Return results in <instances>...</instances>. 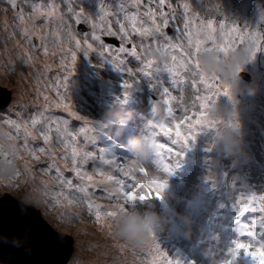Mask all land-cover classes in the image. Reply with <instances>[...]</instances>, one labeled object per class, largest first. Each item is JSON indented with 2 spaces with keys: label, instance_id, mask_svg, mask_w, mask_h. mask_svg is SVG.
I'll return each mask as SVG.
<instances>
[{
  "label": "rangeland",
  "instance_id": "obj_1",
  "mask_svg": "<svg viewBox=\"0 0 264 264\" xmlns=\"http://www.w3.org/2000/svg\"><path fill=\"white\" fill-rule=\"evenodd\" d=\"M184 2L185 0H169L171 7L166 6L169 12L175 9L176 14V19L166 29L170 35H176L174 28L177 27L181 33L184 31L181 23ZM17 3L25 14L23 23L17 19V9H13L8 0H0V91L6 89L12 93L11 102L0 109V128L6 129L10 134L6 141H0V204L3 201L11 206L22 207L23 203L32 205L42 213L54 231L72 236L75 251L68 264H165V257L173 264L175 261L178 264H225L226 260L232 259L230 249L234 246V241L250 243L252 251L264 243V238L260 237V232L264 230L258 226L253 227L258 214L246 213L241 217L243 223L256 231V239L240 237L235 223L237 213L233 208L236 199L241 196L264 195V52H258L240 73L244 85L256 88L255 95H241L234 104L237 113L235 122L239 125L243 140V154L229 156L221 153L215 136L214 129L219 126L216 123L213 129L202 133L200 126L196 125L194 131L198 136L182 150L178 159L173 157L172 166L176 169L171 170L170 174L147 167V164L158 167L156 153L142 164L148 172L166 180L167 188L162 198L156 199L154 191L137 186L133 191L148 193L149 200L134 202L128 208L139 211L152 209L172 217L168 228L156 236L163 255L154 256L143 251L153 241L143 248L129 247L113 234L111 218L102 215L98 221L88 212L86 204L75 201L69 203L65 195L71 190L59 183L55 171H40L51 163L47 152L37 153L39 161L34 159L30 153L22 150L24 128L17 132L5 121L14 119L23 124L38 117L45 111L44 96L53 105H61L50 108L45 115L67 121V127L76 135L77 142L94 154L95 160L83 167L93 176L89 183H96L101 177L93 169L99 167L108 171L124 167L135 160L127 150L125 140L151 136L157 143H164L166 148L175 147L171 145L168 136L162 133L156 135L160 117L153 109L158 105L159 112L164 110L162 96L165 90L178 100L183 95L184 102L189 106L185 113V108L180 103L173 102L176 122H181L185 114L189 118L181 123L180 130L184 134L187 133L188 123L201 119L199 112H204L208 117L211 105L207 110L201 109L199 101H196L197 107H190L196 100V95H206L207 90L199 84L192 87L191 81L181 86L174 84L173 78L166 72H156L144 77L138 71L143 66L140 61L120 54L126 61V69L133 71L134 75L130 77L124 67L118 69L109 59L99 55V44L91 39V25L84 22L76 24L68 12L71 6L77 11L83 9L85 14L94 17L103 7L113 13L109 19L114 24L116 19L123 22L124 13L121 8L128 13L136 11L133 0H27V3L17 0ZM190 3L199 19L206 22L211 18L218 31L219 24L223 23L230 29L241 26V32H256L264 37V0H231L230 4H226L227 0H190ZM49 4H55L59 9V14L64 16L76 38L81 41L82 48L83 41L87 39L96 51H89L85 55L82 50H76L74 44H65L66 49L76 51V61L62 66L60 59L63 53L51 44L47 56L43 54L37 36L32 37L35 47L27 44L26 38L21 34L25 27L42 25L37 29L38 36H46L56 27L55 23L46 21L33 12V5L47 7ZM146 7V0H142L140 11L143 12ZM113 31H117L115 25ZM97 34L101 35L105 44L114 49L121 45L118 38L99 31ZM51 39L49 36V40ZM133 39L139 42L140 38ZM183 43L186 44L187 41L184 40ZM53 52L56 55H52ZM24 53L32 55L34 59L27 61ZM180 53L181 50L177 49L176 54L179 56ZM167 59L170 61V57ZM45 65H50V69L46 71ZM185 79L187 81V75ZM125 81L132 86L125 89ZM6 96L0 92V105ZM218 99L220 104L229 102L227 96L221 95ZM63 105H67V109ZM112 106H120L131 112L132 118L122 125L106 124L103 116ZM76 116L81 119L77 120ZM84 121H88V127L92 129L88 134L91 136L89 141L85 140V134L80 133V129L86 127ZM171 128L170 135L175 138V123L171 124ZM28 131L32 133L29 137L31 146L47 148L42 137L30 125ZM52 143H56L55 134ZM56 151L59 155L55 160L65 178H72L73 184L78 183L75 173L70 170L69 162L61 158L65 149L57 145ZM167 159L168 155L165 153V162ZM103 161L109 163L104 164ZM135 175L137 179L141 178L140 173ZM130 182L135 183L134 180ZM91 191L96 193L93 197L95 203L106 207L108 201L100 198L99 189L93 188ZM61 192L65 195H56ZM56 200L59 203H55ZM259 204L257 202V206ZM177 213L191 217L190 236L183 234L185 229L175 218ZM234 264H254V261L241 250Z\"/></svg>",
  "mask_w": 264,
  "mask_h": 264
},
{
  "label": "snow or ice",
  "instance_id": "obj_2",
  "mask_svg": "<svg viewBox=\"0 0 264 264\" xmlns=\"http://www.w3.org/2000/svg\"><path fill=\"white\" fill-rule=\"evenodd\" d=\"M27 3V0H24ZM8 3L13 9H17V19L23 23L25 21V14L19 8L17 0H8ZM142 0H133V5L136 7L135 12L128 13L126 9L121 8L123 15V22L116 19L114 24L109 17L113 15L111 11L101 8L96 16L85 14L83 9L77 11L73 7L68 8L71 14V19H74L76 24L82 22L88 23L92 28V41L99 44V55L109 59L118 69L124 67L126 69V61L120 54H126L143 65L138 69L140 75L147 77L156 72H166L173 78V83L184 85L191 81V86L196 87L198 84L203 85L207 90L206 95H196V100L193 101L191 108H196V101H199V108L208 109L209 105L216 102L219 96H229V90L219 76H207L200 68L199 55L203 49H210L216 51L221 57H228L238 50L243 45H248L256 57L258 52H264V37L256 32H241L237 28L226 29L223 23L219 24V31L213 25V21L209 18L206 22L199 19L192 9L190 0H185L182 4L183 16L181 23L184 31L181 33L180 29L174 28L176 35H170L166 29L171 26V22L176 19L175 9L171 12L166 10L171 7L169 0H146L147 7L143 12L140 11ZM33 12L37 13L39 17L46 21L55 23L56 27L46 36H38L37 29L42 25L32 24V26L25 27L22 30V35L26 38V43L35 47L32 43V37L37 36L40 40V46L45 56L49 55V44L53 48H57L63 55L60 63L65 65L68 62L75 63L76 51L72 48H65L64 45L74 44L76 50H82L85 55L89 51H96L92 43L87 39L82 43L76 38L72 31L71 25L65 21L63 15L59 14V9L55 4H49L47 7L33 5ZM31 19V17H29ZM117 27V31H113V26ZM102 32L110 37L118 38L121 45L118 48H112L101 40V35L97 32ZM49 36L52 37L49 40ZM63 37V38H61ZM139 37V42L133 39ZM151 40V42H149ZM186 40L187 43H183ZM129 45L131 47H129ZM180 49L181 53L178 56L176 50ZM159 53L164 59H158ZM56 55L55 52L51 53ZM27 61H32L34 57L28 53H24ZM70 56V61H69ZM170 57V61L167 59ZM50 65H45V70H49ZM128 75L133 76L132 69H126ZM187 75V81L185 76ZM132 85L125 81L124 88L128 89ZM59 88V84L57 85ZM197 93L199 88L196 89ZM162 104L165 106V118L160 119L156 125V135L161 133L168 136L171 140V145L175 147H165L164 143H157L156 163L160 170L165 173H171V159L165 162V153L169 157L178 159L182 155V150L185 149L189 143L196 139L198 134L194 131L196 125L200 126V133L213 129L217 122L211 121L205 116L204 112H199L201 119H196L194 123L187 124V133L181 132V123L188 120L187 114L182 118L181 122L177 123L176 114L173 111V102L180 103L185 108V113L189 110V106L184 102V96L181 95L179 100L172 93L165 90L162 96ZM45 111L41 112L38 117H33L29 122L23 124L18 123L14 119L6 120L5 123L14 128L17 132L24 128V143L22 150L30 153V155L39 161L37 153H46L51 163L40 169L41 172L51 173L55 171L56 178L59 183L71 190L67 195L64 193H56V195H65L69 199V203L78 202L87 205L88 212L93 214L99 221L103 215L106 218L114 220L116 216L125 211L128 205L134 202H144L149 200L148 193L140 194L133 190L139 186L141 189H149L155 192V198H162L164 190L167 188V181L161 179L148 172L142 164L135 160L129 162L124 167L112 168L104 171L101 168H95L92 171L98 174L101 179L96 183H89L93 180V176L89 171L84 170V165L90 161L95 160L92 152L85 149L84 146L77 142L76 135L69 131L67 121H62L58 117L45 115L52 107H60L61 105H53L52 101L44 96ZM67 109V105H63ZM154 112L159 113L158 105L153 109ZM77 120L81 119L79 116L75 117ZM169 118H171L169 120ZM175 123V138H172L170 132L172 131L171 124ZM86 127L80 129L81 134H85V140L89 141L91 136V127H88L89 122L84 121ZM34 129L43 139V144L47 146L35 147L29 144V137L32 133L28 131V127ZM39 126V127H38ZM199 133V134H200ZM53 134H55L56 143L53 144ZM33 139L35 137H32ZM57 145L65 149L64 155L61 157L69 162L70 170L75 173L78 183L73 184L72 178H65L61 168L57 165L55 157L59 155L56 151ZM108 164V161H103ZM136 173L141 174V178H136ZM125 177V178H121ZM134 180L135 183L130 181ZM97 188L100 192V198L106 199L108 204L106 207H101L100 204L95 203L93 197L96 193L91 189ZM51 199V194L49 195ZM122 202V203H121ZM257 202H260L257 206ZM55 203H59L56 200ZM234 210L237 215L235 223L240 237H250L256 239V231L250 229L248 224L242 222L241 217L246 213L258 214V218L253 221V227L258 226L259 229L264 230V195L250 194L241 196L236 199ZM260 237L264 238V231L260 232ZM160 245L156 238H153V244L143 251H148L154 256H162ZM250 243H243L241 240L234 241V246L230 249L231 260H226L225 264H234L235 258L239 255L241 250L250 257H252L254 264H264V243L255 251L251 250ZM135 251V249H133ZM165 264H173L172 261L165 257ZM175 264H178L175 261Z\"/></svg>",
  "mask_w": 264,
  "mask_h": 264
},
{
  "label": "clouds",
  "instance_id": "obj_3",
  "mask_svg": "<svg viewBox=\"0 0 264 264\" xmlns=\"http://www.w3.org/2000/svg\"><path fill=\"white\" fill-rule=\"evenodd\" d=\"M155 55L158 59H164L160 54ZM253 60L252 50L248 45L241 46L228 57H221L216 51L210 49H203L199 55L201 71L207 76L221 77L229 90L228 103L220 104L218 99L208 110V119L219 124L214 129L215 136L221 153L225 155H240L244 151L240 128L235 122L237 113L234 104L237 97L255 95L256 93V88L244 85L240 77V73ZM132 115L131 112L125 111L120 106H112L104 113L103 120L108 125H122L131 119ZM158 115L163 120L165 118L164 110L161 109ZM9 136L6 129L0 128V141H6ZM127 150L137 163L143 164L153 153H156L157 142L151 136L130 138ZM175 218L183 224L185 229L183 234L190 236L191 217L177 213ZM171 219L172 217L152 209L139 211L135 208H127L112 220L113 234L129 247L143 248L168 228Z\"/></svg>",
  "mask_w": 264,
  "mask_h": 264
},
{
  "label": "water",
  "instance_id": "obj_4",
  "mask_svg": "<svg viewBox=\"0 0 264 264\" xmlns=\"http://www.w3.org/2000/svg\"><path fill=\"white\" fill-rule=\"evenodd\" d=\"M2 90L7 96L0 109L12 100V93ZM0 205V264L70 262L75 251L72 236L54 231L32 205L11 206L3 201Z\"/></svg>",
  "mask_w": 264,
  "mask_h": 264
},
{
  "label": "bare ground",
  "instance_id": "obj_5",
  "mask_svg": "<svg viewBox=\"0 0 264 264\" xmlns=\"http://www.w3.org/2000/svg\"><path fill=\"white\" fill-rule=\"evenodd\" d=\"M230 2H231V0H227V3L226 4H230ZM213 25L215 26V24L213 23ZM226 29H230V28H228V27H225ZM236 28V27H235ZM237 29L239 30V31H242V29L243 28H241V26H239V27H237ZM20 244V243H19Z\"/></svg>",
  "mask_w": 264,
  "mask_h": 264
},
{
  "label": "trees",
  "instance_id": "obj_6",
  "mask_svg": "<svg viewBox=\"0 0 264 264\" xmlns=\"http://www.w3.org/2000/svg\"><path fill=\"white\" fill-rule=\"evenodd\" d=\"M126 142V141H125ZM172 160V159H171ZM172 164V163H171Z\"/></svg>",
  "mask_w": 264,
  "mask_h": 264
}]
</instances>
